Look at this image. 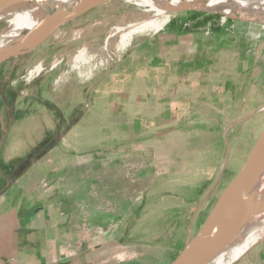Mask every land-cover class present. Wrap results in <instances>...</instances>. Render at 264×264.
Masks as SVG:
<instances>
[{"label":"crops","instance_id":"1","mask_svg":"<svg viewBox=\"0 0 264 264\" xmlns=\"http://www.w3.org/2000/svg\"><path fill=\"white\" fill-rule=\"evenodd\" d=\"M212 30L209 34L199 25L189 30L179 25L142 41L130 61L116 71L118 85L109 89L107 83L98 93V107L91 99L95 89L84 85L80 93L89 104L77 105V98L71 93L70 104L57 107V121L45 114L41 123L30 121L33 117L27 105L31 102H22L20 86H0V138L8 123V112L13 109L15 116L0 157V190L25 159L37 156L0 196V264L166 263L170 249L153 252L151 245L140 243L144 235L139 230L140 210L146 202L144 198L140 201L138 185L134 186V182L139 183L140 168L134 164L125 166L124 158L136 159L141 154L131 147L124 149L122 143L156 141L143 135L156 134L152 128L158 122L166 126V118L171 119L176 114L173 112L186 110L188 105H193L191 109L196 106L198 111V105H210L209 110L223 105L229 115L238 110L243 117L254 116L249 110L250 83L237 80L243 78L245 70L237 64L232 51L236 45L228 47L224 43L233 39L234 31L222 25ZM212 39L217 40L214 45L209 43ZM137 61L146 65H136ZM232 74L233 81L229 78ZM205 75H209L207 81ZM114 92L115 103L108 102L107 94ZM212 97L218 99L211 102ZM108 109H114L121 117L113 124L114 137L108 135ZM162 109L165 117L158 115ZM92 110L100 111L99 122L93 119ZM125 110H132L130 120L123 118ZM124 127L129 128L130 137H124ZM167 137L159 139L166 142L170 140ZM170 150L165 149L163 156L171 154ZM150 155L156 157L155 151ZM125 176L130 184L123 188ZM209 191L203 197L207 205ZM185 194L173 193L172 200L178 201H174V207L187 205ZM202 205L198 203L185 233L175 241L176 248L182 245L175 249L176 256L193 232V221L202 213ZM151 228L149 223V239L155 238ZM245 264H264V239L251 249Z\"/></svg>","mask_w":264,"mask_h":264},{"label":"rangeland","instance_id":"2","mask_svg":"<svg viewBox=\"0 0 264 264\" xmlns=\"http://www.w3.org/2000/svg\"><path fill=\"white\" fill-rule=\"evenodd\" d=\"M22 8V5H17L7 10L9 13L0 19V33L10 24L13 15ZM139 10L144 11V8L129 0H109L92 9L60 28L35 51L3 63L0 66V86L8 89H17L20 86L19 94L21 96L18 95L23 99L22 102L26 99L31 102L27 105L33 117L30 121L41 123L43 114L57 121V107L69 105L71 93H74L77 98V105L89 104L84 100L83 93H80L83 89L80 87L84 85L92 86L95 89L91 99L92 103H96L98 107V103H100V101L98 102L100 96L98 93L101 89L103 91L107 83L109 89L118 85L119 79L116 76L118 75L116 71L130 61L132 53L136 52L135 49L142 41L156 33L168 27H179V25L188 30L199 25L209 34L213 33L212 28L221 25L234 31L233 39L225 40L224 43L228 47L232 44L236 45L232 51L239 61L237 64L245 70L244 74L242 72L243 78L237 77V80L244 79L250 83L249 90L252 93L250 103L252 105H249V110L254 113V116L243 117L238 110L229 115L228 109L223 105H214L212 110H209L210 105H198L201 108L200 111L195 110L196 106L191 109L193 105H188L186 110L172 111L176 114H173L171 119L166 118L168 121L166 126L159 125L158 122L152 128H155L156 134L146 133L143 135L145 139L156 138V141L139 140L122 143L124 149L131 147L141 154L136 159L124 158L125 166L131 167L134 164V167L136 165L140 168L139 183L134 182V186L138 185L139 188L140 201L143 198L144 201L146 200L144 206H141L139 223V230L143 231L140 233H144L146 236L143 235L140 238V243L151 245L150 251L152 249L153 252L170 249V258H166V263L164 262L167 264L176 256L175 249L181 248L182 245L176 248L175 241L185 233L189 217L198 203H204V205L201 206L202 213H198L193 221L194 230L198 229L209 210V203L205 204L203 197L211 190L209 201L210 203L214 201L240 167L258 133L264 127V101H262L264 100V20H261L260 17L249 18L250 15L247 17L237 11L228 15L219 11L200 10L169 12V21L162 28L147 30L146 33L135 35L129 46L120 50L117 49L120 37L117 32L111 37L108 47L104 48L111 30L125 23L141 21L140 18L143 16L139 14ZM215 33H217L216 30ZM216 42L215 39L209 40L212 45ZM86 50L88 52H85ZM143 50L137 53H142ZM79 53L85 54V57L88 58L87 63L75 59ZM139 64L146 65V63L137 61L136 65ZM38 69L39 72H37ZM89 70H92V74L86 78V73ZM204 78L207 81L209 75H205ZM229 78L233 81L235 76L232 74ZM205 88L207 90V86ZM78 89L80 90L77 93ZM101 97L103 99L104 96ZM106 97L108 102L115 103L117 96L114 92V94L108 93ZM217 99L218 97H212L211 102H215ZM260 102H263L262 105H257ZM108 110V135L114 137L111 133L115 129L113 124L116 123V119L121 120V117L115 113L114 109ZM99 112L92 110L93 119L95 118L97 122L100 121ZM162 112H164L163 109L158 111L159 117H165ZM131 113L132 110H125L123 118L130 120ZM4 115L6 118V113ZM168 115L167 111L166 117ZM180 119L185 121V124H180ZM128 129V127H124V137H130ZM164 136H168L167 138L170 140L164 142L159 139ZM47 145L39 147L38 152L44 150ZM35 148L36 146L31 150ZM165 149L172 153L164 157ZM154 151L156 157L149 156V153L152 154ZM18 164L20 163L18 162L15 167ZM168 164L169 167H164ZM128 177L130 178L131 175L128 174ZM126 179L125 176L123 188L130 184ZM212 186L213 188H211ZM186 187L187 189H185ZM164 192L167 195L164 196ZM178 192H181L182 195L186 193L185 203L187 205L184 207H174V201H178L172 200L173 193ZM177 209L187 212L186 216H183V212L179 214ZM153 218L155 219L154 223ZM149 223L152 227L151 234L155 238L147 237ZM155 239L156 241H154ZM263 239L264 237L257 243ZM159 241L161 243H158ZM251 249L234 264H245Z\"/></svg>","mask_w":264,"mask_h":264},{"label":"water","instance_id":"3","mask_svg":"<svg viewBox=\"0 0 264 264\" xmlns=\"http://www.w3.org/2000/svg\"><path fill=\"white\" fill-rule=\"evenodd\" d=\"M107 1L109 0H0V19L4 12L17 5L31 7L42 13L41 18L20 35L6 43L0 42V66L12 58L35 51L60 28ZM166 8L171 13L187 10L216 11L195 8L192 5L169 3L166 4ZM14 119L12 109L8 112V123L3 136L0 138V157ZM36 159L37 156L30 155L19 165L14 175L8 177L7 185L0 190V196ZM263 167L264 127L240 167L234 172L214 201L209 204V210L198 229L193 230L180 253L169 264H208L207 254L209 250L215 248L220 239L258 201L259 194L255 193V188ZM256 243L249 247L244 254Z\"/></svg>","mask_w":264,"mask_h":264},{"label":"bare ground","instance_id":"4","mask_svg":"<svg viewBox=\"0 0 264 264\" xmlns=\"http://www.w3.org/2000/svg\"><path fill=\"white\" fill-rule=\"evenodd\" d=\"M137 6L144 8L139 10L143 17L141 21L119 25L111 30L108 35L104 48H107L111 37L118 32L120 35L117 49L129 46L135 35L147 30H157L162 28L170 18L166 4L194 6L200 9L216 10L226 15L232 12H240L242 15H250L249 18L264 20V0H129ZM205 1V2H204ZM22 10L17 11L10 24L2 30L0 42L6 43L14 37L20 35L23 30L33 26L42 16V13L34 8L22 6ZM9 11L2 14L7 15ZM146 33V32H145ZM138 36V35H137ZM61 37V36H60ZM118 42V41H117ZM124 51V50H123ZM85 52H88L86 50ZM84 52V53H85ZM78 53V52H76ZM84 53H79L76 60L87 63L88 58ZM79 67V66H78ZM39 72V69L37 70ZM92 70L86 73L89 78ZM255 193L259 194L258 201L253 204L231 230L220 239L215 248L209 250L207 254L208 264H234L245 251L254 243L264 237V167L261 171ZM240 249V250H238Z\"/></svg>","mask_w":264,"mask_h":264}]
</instances>
